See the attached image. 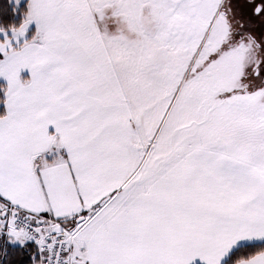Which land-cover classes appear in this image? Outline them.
Returning <instances> with one entry per match:
<instances>
[{"label": "snow or ice", "instance_id": "obj_1", "mask_svg": "<svg viewBox=\"0 0 264 264\" xmlns=\"http://www.w3.org/2000/svg\"><path fill=\"white\" fill-rule=\"evenodd\" d=\"M0 264H264V0H0Z\"/></svg>", "mask_w": 264, "mask_h": 264}]
</instances>
